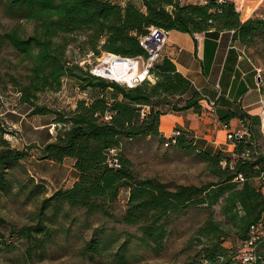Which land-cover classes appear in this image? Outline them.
Instances as JSON below:
<instances>
[{
  "label": "trees",
  "instance_id": "16d2710c",
  "mask_svg": "<svg viewBox=\"0 0 264 264\" xmlns=\"http://www.w3.org/2000/svg\"><path fill=\"white\" fill-rule=\"evenodd\" d=\"M2 6L7 16L35 26L33 34L27 37L16 28L7 30L0 34V43L7 41L29 63L28 82L20 86V91L22 101L31 107V114L53 115V125L61 126L54 140L43 146V155L59 163L72 157L77 172L72 186L58 188L43 198L37 212L39 222L33 229L23 228L21 235L42 245L41 239L55 231L42 225L43 220L52 218L49 211L54 219L62 214L65 220L70 219V209L80 210L86 216L102 214L138 227L141 235L127 234L128 240L114 251L108 232L97 228L106 237L87 242L84 251L94 257L103 255L119 264H130L131 257L136 256L126 254L131 239L160 253L174 214L194 204L220 205L224 219H209L199 232L200 236L217 241L205 251L204 258L209 264H242L237 256L232 258L227 254L221 242L229 236L245 242L252 227L263 224L264 177H260L264 171V150L258 146L260 116L248 112L237 116L249 135L234 139L232 152L199 151L194 137L182 131L168 145L196 153L218 181L172 189L157 178L141 179L132 167V160L121 155L122 143L142 136H159L161 141L168 142L167 137L161 136V116L187 110L201 113L202 94L166 56L151 69L154 81L146 79L130 87L93 75L69 58L67 47L71 43L69 36L82 33L79 48L84 52L146 56L140 37L157 26L194 36L214 28L233 30V38L247 48L257 38L264 37V17L254 14L243 21L236 3L230 0H207L199 4H183L181 0H139L138 3L129 0L125 5L114 0H4ZM66 77L75 79L80 89L89 94L88 98H80L69 110L38 103L39 93L59 91ZM261 89L264 92L263 84ZM232 116L235 114L229 119ZM225 124L229 126V122ZM6 132L0 119V186L11 184L6 176L12 169L27 173L23 161L30 156V150L12 147L4 139ZM240 174L244 181L236 179ZM20 185L32 186L30 192L35 197L47 193V185L37 183L33 177L28 176ZM123 189L129 191L128 202L125 214L119 218L113 207ZM33 230L36 234L42 232L43 236L34 235ZM259 245L264 249V239L257 248ZM257 248L258 264H264V253Z\"/></svg>",
  "mask_w": 264,
  "mask_h": 264
},
{
  "label": "rangeland",
  "instance_id": "374dc122",
  "mask_svg": "<svg viewBox=\"0 0 264 264\" xmlns=\"http://www.w3.org/2000/svg\"><path fill=\"white\" fill-rule=\"evenodd\" d=\"M3 2L4 0H0V34L16 28L23 36L32 35L34 24L7 16L2 6ZM83 37L82 33L69 36L71 43L67 47V54L71 60L85 66L86 69L96 70L105 54L109 52L104 51L100 54L84 52L79 48ZM247 50L251 59L261 69L264 86V37L257 38L247 46ZM27 73L29 63L7 41L0 43V119L7 130L4 139L14 148L30 150V156L23 161L28 172L23 173L19 168L12 169L6 176L11 180V184L0 186V219L4 221L0 222V264H119L103 255L94 257L85 252L86 243L94 238H105L106 235L100 231H106L112 240L110 247L115 251L123 241L128 240L127 234L141 233L134 225L123 224L102 214L86 216L80 210L70 209V219L65 220L62 214L54 219L49 211L52 218L43 220L42 225L55 231L41 237L43 247L38 241L21 235L23 228L33 229L39 222L37 212L43 198L50 196L57 188H68L77 175L72 169L71 159L58 163L43 155L42 134L47 130L55 134L61 126L54 123L55 125L43 127L52 116L32 115L31 107L22 101L20 86L28 82ZM81 91L75 79L66 77L59 91L47 90L39 93L38 103L55 109L69 110L81 98ZM262 104L264 108V101ZM258 116L263 124L264 113ZM261 128L262 125L259 129L258 146L264 150V133ZM120 153L132 160V167L139 178H157L166 182L172 189L180 185L201 186L204 183L218 181L208 170L206 162L199 159L196 153L175 146H166L159 136H142L124 141ZM28 176L33 177L37 183L44 182L47 185V193L32 196L30 192L32 186L20 185ZM126 192L127 189H124L120 193L113 207V213L119 218L125 214L128 202ZM209 219L214 221L224 219L220 205L207 207L205 204H194L174 214L168 225L169 234L160 253L142 247L134 239L130 240L126 254H136L135 258L131 257L130 264H209L210 261L204 258L205 251L216 245L217 241L199 235L201 228ZM33 231L34 235L43 236L42 232L36 234V231ZM221 244L233 258L239 256L244 242L237 237L229 236L222 239ZM257 250L264 253L261 245Z\"/></svg>",
  "mask_w": 264,
  "mask_h": 264
},
{
  "label": "crops",
  "instance_id": "0c3cea01",
  "mask_svg": "<svg viewBox=\"0 0 264 264\" xmlns=\"http://www.w3.org/2000/svg\"><path fill=\"white\" fill-rule=\"evenodd\" d=\"M128 1L117 2L125 5ZM133 1L139 2V0ZM230 1L236 3L243 21L254 16V13L264 10V0ZM182 2L199 4L207 0H182ZM241 6H244L242 10ZM165 47L163 56L175 62L178 70L191 79L202 97L205 96L214 104L210 105L207 99L202 98L201 113L187 110L181 114L173 112L163 114L160 118L161 135L163 133L165 137H168L175 128H178L183 133L189 132L194 137L195 146L199 151L215 152L217 149L234 151L235 144L227 139V132L236 131L241 127V120L237 116L246 112L252 115L264 113L262 78L258 74L260 68L251 59L246 46L233 38V30L214 28L199 32L195 36L189 32L169 30ZM75 104L76 102L73 107ZM232 113L235 116L229 119ZM51 116L49 122L43 127L53 124V115ZM226 122H229V129L224 126ZM42 135L43 146L53 141L55 136L50 130ZM33 140L31 142L39 141ZM68 159H71L73 166L74 159L68 157L65 160ZM75 180L77 175L70 186ZM123 191L124 189L121 193ZM126 193L128 197L129 191L127 190ZM262 193L264 194V186ZM262 223L264 224V214Z\"/></svg>",
  "mask_w": 264,
  "mask_h": 264
},
{
  "label": "built area",
  "instance_id": "2783aa9c",
  "mask_svg": "<svg viewBox=\"0 0 264 264\" xmlns=\"http://www.w3.org/2000/svg\"><path fill=\"white\" fill-rule=\"evenodd\" d=\"M241 8H243V7L241 6L240 9ZM237 9H238V7H237ZM254 14L261 15L262 17H264V10L259 12V13H254ZM168 36H169V31H167L163 28L157 27V26L151 27L149 29V31L147 32V34L142 35L140 37V44L147 52L146 56L140 55L138 57H127V56L122 57L120 55L115 54V56L117 58L120 57V58H127V59L134 60L138 64L140 71H141V68H143L142 71L145 73V77H146L145 79L136 80L134 85L124 84L123 82H120L117 80H115V81H117L121 84H124V85H128L130 87L135 86V85L141 83L143 80H146V79L154 81V77H153V74L151 73V69H153L155 67V65L163 58V54H164V50L166 48L165 46L167 44ZM108 54H110V53H108ZM101 62H102V60H101ZM100 65H101V63H100ZM260 71H261V69H258V74L261 77L262 74L260 73ZM90 72L93 75H98V76H101L103 78H107L110 80L112 79V78L105 77L102 74H99L97 72V69L93 70V71L90 70ZM112 80H114V79H112ZM82 97L88 98V94L86 91H81V98ZM202 98L207 99L205 96H203ZM207 101L210 105L214 104V102L211 101L210 99H207ZM261 125H262L261 131L264 133V126H263L262 122H261ZM224 126L226 129H229V126L227 124H224ZM181 133L182 132L180 129L175 128L174 131H172V134L170 135V137H167L169 139V141L166 142L165 145L168 146L170 144V142H175L176 138ZM247 135H249L248 130L241 123V127L239 129H237L236 131H232V132L228 131L227 132V139L231 143L235 144L234 139L243 138ZM263 177H264V171H263L260 178L263 179ZM236 179L239 181L245 180L241 174L238 177H236ZM263 239H264V224L259 223L258 225L252 227L250 238L244 242V245L240 250L238 259L241 261L242 264H258L259 255L256 252V248H257L259 242Z\"/></svg>",
  "mask_w": 264,
  "mask_h": 264
},
{
  "label": "bare ground",
  "instance_id": "6f19581e",
  "mask_svg": "<svg viewBox=\"0 0 264 264\" xmlns=\"http://www.w3.org/2000/svg\"><path fill=\"white\" fill-rule=\"evenodd\" d=\"M97 72L105 77L125 82L130 85H134L136 80L146 78L145 73L139 71V66L134 60L120 57L117 58L115 54L111 52L110 54H105ZM262 119L264 126V116Z\"/></svg>",
  "mask_w": 264,
  "mask_h": 264
},
{
  "label": "water",
  "instance_id": "95a60500",
  "mask_svg": "<svg viewBox=\"0 0 264 264\" xmlns=\"http://www.w3.org/2000/svg\"><path fill=\"white\" fill-rule=\"evenodd\" d=\"M162 136H163V133H162Z\"/></svg>",
  "mask_w": 264,
  "mask_h": 264
}]
</instances>
